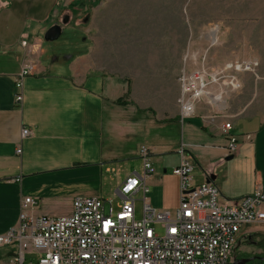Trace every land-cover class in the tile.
<instances>
[{
	"label": "crops",
	"instance_id": "1",
	"mask_svg": "<svg viewBox=\"0 0 264 264\" xmlns=\"http://www.w3.org/2000/svg\"><path fill=\"white\" fill-rule=\"evenodd\" d=\"M102 4L0 0V235L16 225L26 197L35 201L33 215L51 218L70 216L76 197L100 198L115 207L119 185L132 175L125 165L135 159L141 164V147L148 149L153 167L161 168L147 181L153 184L148 198L155 209L172 212L179 205V179L168 177L167 168L178 166L180 151L193 166V185L213 183L221 202L251 195L257 187L264 195L261 69L251 77L240 74L241 89L218 102L196 101L192 115L181 119L177 79L181 72L197 70L187 67L201 51H187L184 33L157 29L149 35L146 23L126 12L133 8L131 1H115L119 12L108 29L106 17L93 15ZM68 9L74 20L63 12ZM88 9L90 15L81 16ZM64 17L82 46L60 62L55 51L42 49L40 36L55 24L66 26ZM22 40L38 48L37 67L23 80L16 102L14 81L27 55ZM223 58L224 63L239 60ZM228 122V134L237 138L234 156L227 155L221 130ZM23 129L29 136L21 138ZM140 172L141 167L134 173ZM108 195L118 201L102 198ZM13 251L0 248V264H8Z\"/></svg>",
	"mask_w": 264,
	"mask_h": 264
},
{
	"label": "built area",
	"instance_id": "2",
	"mask_svg": "<svg viewBox=\"0 0 264 264\" xmlns=\"http://www.w3.org/2000/svg\"><path fill=\"white\" fill-rule=\"evenodd\" d=\"M20 44L27 55L14 81L16 102L21 101L23 80L37 67L38 48L25 40ZM257 67L255 59H236L218 67L204 65L191 73L181 72L177 79L180 118L192 115L196 101L210 104L227 92L240 90V74L255 75ZM230 129L229 122L221 128L227 137V155L236 150ZM29 134L23 129L20 136ZM179 154L180 162L171 172L179 179V205L172 212L151 206L147 181L155 168L145 147L138 151L141 172L127 176L119 185L121 199L115 207L100 198L76 197L70 216L51 218L33 215L34 199H22L16 225L0 235V248H14L8 264H25L27 255H35L36 264H231L230 252L242 229L264 223V195L257 187L251 195L223 203L213 183L193 185L191 161L182 151ZM138 194L141 209L136 220Z\"/></svg>",
	"mask_w": 264,
	"mask_h": 264
},
{
	"label": "rangeland",
	"instance_id": "3",
	"mask_svg": "<svg viewBox=\"0 0 264 264\" xmlns=\"http://www.w3.org/2000/svg\"><path fill=\"white\" fill-rule=\"evenodd\" d=\"M115 1H131L133 8L126 9V12H132V16L138 23L145 22L149 35L155 34L157 29L163 34L184 33L187 40V51L189 50V53L201 51V56L198 55L196 60L189 58L190 67H187L189 71L199 69L204 65L208 67L221 66L224 64L223 56H236L242 61L256 58L259 62L256 74L259 73L260 68L261 75H264V0H101L103 7L93 10V15L98 12L100 17H106L108 29L109 26L114 28L113 17L119 12V9L114 5ZM63 12L66 14L68 12L72 18H75L72 10L68 9ZM90 12L91 9H88L87 13L83 10L81 16L90 15ZM212 29H214L213 33L209 34ZM110 36L107 39L112 38V35ZM40 38L42 49L50 53L55 51L60 62L63 61L62 55L75 49H81L82 46L80 43L76 44L75 41L80 40L81 37L70 24L63 26L59 38L53 42L43 41V35ZM203 57L205 61L202 60ZM249 74L245 73L251 77L252 74ZM249 138V135L245 136L246 140ZM235 143L237 144V138ZM236 152L234 151L231 156H234ZM140 167L139 159L129 161L125 165L128 174L140 171ZM154 168L158 173L161 170L156 165ZM171 172L172 169L167 168L168 177H173ZM193 174L194 172L191 173L192 177ZM261 178V183L264 186V178ZM152 185L148 184L150 192L153 191ZM108 196H102V198L118 201L116 196ZM139 197L138 194L134 205L136 220L140 219ZM262 209L264 210V206ZM154 229L158 234H162L158 226H155ZM243 231L254 232L258 235L255 238L258 244L248 248L247 251L264 256V224L248 225L242 229ZM10 248L6 247L5 249ZM36 261L35 255H27L25 264H36Z\"/></svg>",
	"mask_w": 264,
	"mask_h": 264
},
{
	"label": "flooded vegetation",
	"instance_id": "4",
	"mask_svg": "<svg viewBox=\"0 0 264 264\" xmlns=\"http://www.w3.org/2000/svg\"><path fill=\"white\" fill-rule=\"evenodd\" d=\"M256 236L258 235L254 232L241 233L238 236L230 252L232 261L236 264H263V255L247 251L248 248L258 244V241L255 239Z\"/></svg>",
	"mask_w": 264,
	"mask_h": 264
},
{
	"label": "water",
	"instance_id": "5",
	"mask_svg": "<svg viewBox=\"0 0 264 264\" xmlns=\"http://www.w3.org/2000/svg\"><path fill=\"white\" fill-rule=\"evenodd\" d=\"M68 21V18L67 17H64L61 24L62 25H66ZM61 31H62V28L59 24H55L53 26H51L43 35V41L45 42H53L55 40H57L61 34ZM231 156H229L228 159H230ZM206 182H209L208 180H206ZM118 191V189H117ZM119 193V191H118ZM263 260V264H264V259ZM231 264H236L234 261L231 262Z\"/></svg>",
	"mask_w": 264,
	"mask_h": 264
}]
</instances>
